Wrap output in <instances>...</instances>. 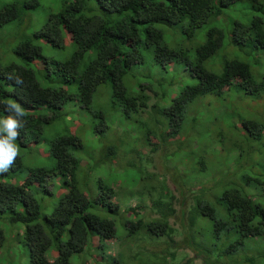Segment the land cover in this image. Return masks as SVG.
Wrapping results in <instances>:
<instances>
[{
  "label": "trees",
  "instance_id": "trees-1",
  "mask_svg": "<svg viewBox=\"0 0 264 264\" xmlns=\"http://www.w3.org/2000/svg\"><path fill=\"white\" fill-rule=\"evenodd\" d=\"M40 2L0 0V119L15 115L11 103L25 112L17 117L19 155L0 172V218L25 225L29 264H260L247 247L264 240V0H61L40 29L6 27ZM65 36L68 57L45 54L42 41L64 49ZM102 84L116 116L93 106ZM74 97L95 155L67 131L49 140L53 166L27 162L44 126ZM124 123L139 134L126 135ZM150 134L173 144L159 142L148 160ZM121 148L133 152L127 168L117 161L127 160ZM154 150L161 172L149 169ZM170 155L180 158L176 166ZM86 159L100 165L96 175ZM42 191L57 193L50 214H42Z\"/></svg>",
  "mask_w": 264,
  "mask_h": 264
},
{
  "label": "rangeland",
  "instance_id": "rangeland-1",
  "mask_svg": "<svg viewBox=\"0 0 264 264\" xmlns=\"http://www.w3.org/2000/svg\"><path fill=\"white\" fill-rule=\"evenodd\" d=\"M60 1L61 0H41L38 7L34 9H29L27 12L28 14L25 15V17L23 16L22 18L23 22L19 23L16 20L8 24L6 27H8L11 24H14L16 25V30H20V32H17V33H21L23 32V28H24L22 24L23 23L27 24L28 22L29 23L31 22L32 26L35 29H40L43 26V24L48 21L50 13L58 10L60 6L59 5ZM11 32H4L3 35H6V36L2 39V41L9 43V38H10L9 33ZM42 42H43L42 46L44 48L45 54L54 55L56 58L68 57L67 54L72 48V41L69 36H65L64 49H59L56 46L52 45L51 43H48L47 41H42ZM94 57L95 56L93 52L91 54L88 53L86 57L84 58V60L80 63L79 70H83L87 62L93 59ZM36 64L38 66L39 71L40 72L42 71V73L45 74L46 73L45 66L39 61H37ZM38 76H40V74H38ZM41 80L43 81L44 85L58 87L55 84H52L54 83L55 78L48 79L46 76H43ZM58 85H60V83ZM62 85L64 88H68L70 94L72 95L77 92L76 85H71V86L67 84H62ZM109 95H110L109 86L106 84H102L100 88L98 89V91L96 92V94L94 95V105L93 106H95L96 109L100 108L104 110L105 112L107 111V113L109 114L111 113V115H113L114 112L110 111V105L108 101ZM83 108L84 107L80 105V103L75 99V97L69 99L66 105L64 106V108L61 109L62 113L64 114L63 117H61L60 119H54L50 123H47L44 126V130L42 133V139L40 140L39 144L35 145L36 147L35 151L27 156L26 158L27 162H30L33 165H37V166H47V167L53 166L55 164V161L49 152V140L55 138L58 134H62L67 131H72L75 134H78L80 138L83 140V142L85 143L84 145L85 149L88 150L90 155H95L92 153L96 152V150L98 149V145L96 143H91V138L87 137L86 135V133H88L91 130V125L90 123L84 121V118H85L84 116H86V112L85 110H83ZM197 109L198 108L196 106H192L190 111L191 110L196 111ZM209 110H210V107H209ZM114 114L116 116V113ZM134 124L124 123L123 125L119 127V129L122 132H124L126 135H131L134 132L138 135L139 132L136 130ZM110 125L112 124L110 123ZM112 128L114 129L115 126L112 125ZM150 139H152L149 141L150 144L146 148L143 147L142 149L146 153L145 157L148 160L150 158V154L148 153L149 149L154 148L157 144H159V142L163 141L165 143V146L166 145L169 146L173 144L172 138L166 139L162 137L161 139L160 137L157 138L156 136H153L152 134H150ZM121 149L123 150V154L125 155L127 160L125 162L123 159V155H122L117 161L122 165V168H127L130 165L134 164L133 152L126 150L125 148H121ZM152 158H153L154 164H150L151 166H149L148 162L144 163L145 171L148 169V166H149L150 170L161 172L162 166L160 164L159 153L157 150L153 151ZM169 158L173 166H176L178 164V160H180V158L175 160L172 155H170ZM86 160L92 165L91 175L92 176L96 175L97 171L99 170L100 165H96L95 161L92 159H86ZM81 165L82 167L84 166L83 161H81ZM101 166L104 167L103 165ZM185 167L190 168V165L182 164L181 169H182V172L185 174L186 178L187 177L191 178L192 177L191 175L186 174ZM3 180H2V177H0V181H3ZM125 182H128V181H125ZM169 185H170V188L173 190L174 194L177 196V198H181L180 195L178 194L179 191L175 183L171 181L169 182ZM65 190L66 189H64V191ZM37 197L42 202V214L44 213L50 214L53 211V208L55 206V203L57 200L56 199L57 193L49 194V193H45L42 191L40 194L37 195ZM187 198H188L187 199V203H188L190 201V197H187ZM135 201L136 199H134L133 203H135ZM183 206L180 202L178 203L175 202L174 204L175 209H177L178 211ZM178 219L179 218L177 217V215L176 216L173 215L171 216L169 223L173 225L174 227L179 228L180 224L178 222ZM24 230H25V225L22 222L11 221L8 214H5L4 216L0 218V264H29L28 250H27V247L23 243ZM180 238H181L180 236H177L176 240H179ZM113 241L115 242V240ZM249 242L250 240L247 241L248 244ZM111 246L112 247H110L109 252L115 255L117 250L115 246L113 245ZM259 246L260 247L257 246L253 248L249 246L247 247V252H248V255L255 256L257 259V262L261 260L260 264H264V257L261 259L258 258L260 251L264 250V240L260 242ZM260 248H263V249L260 250ZM53 249L52 251L55 252V248ZM181 251L185 255L189 253L188 258L193 256V253L187 247L182 249ZM213 255L215 257V254ZM224 256H225V245L221 243L218 251L216 252V257H219V259L222 260ZM86 259H87L86 264H95V260L92 257L86 258ZM189 262L192 263L191 260ZM195 262L196 264H201V260L200 261L196 260Z\"/></svg>",
  "mask_w": 264,
  "mask_h": 264
},
{
  "label": "clouds",
  "instance_id": "clouds-1",
  "mask_svg": "<svg viewBox=\"0 0 264 264\" xmlns=\"http://www.w3.org/2000/svg\"><path fill=\"white\" fill-rule=\"evenodd\" d=\"M8 108L13 110L15 115L0 119V172H6L15 163L19 155V148L15 141L18 139V129L23 127L21 120L25 115L21 106L11 103Z\"/></svg>",
  "mask_w": 264,
  "mask_h": 264
}]
</instances>
